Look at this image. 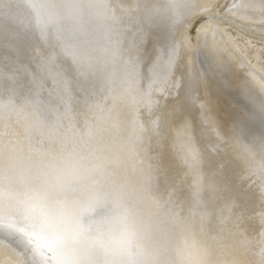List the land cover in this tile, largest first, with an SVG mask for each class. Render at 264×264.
<instances>
[{"label": "bare ground", "instance_id": "obj_1", "mask_svg": "<svg viewBox=\"0 0 264 264\" xmlns=\"http://www.w3.org/2000/svg\"><path fill=\"white\" fill-rule=\"evenodd\" d=\"M28 3L0 0V161L48 165L75 146L109 188L138 193L150 174V251L175 216L210 245L212 264H260L264 0H115L121 35L107 44L115 56L103 53L107 80L86 78L55 37L48 43ZM38 108L53 123H40ZM0 220L25 226L6 201ZM30 238L0 228V264H56L43 235Z\"/></svg>", "mask_w": 264, "mask_h": 264}, {"label": "snow or ice", "instance_id": "obj_2", "mask_svg": "<svg viewBox=\"0 0 264 264\" xmlns=\"http://www.w3.org/2000/svg\"><path fill=\"white\" fill-rule=\"evenodd\" d=\"M183 3L184 0H170L172 7ZM28 7L37 17H44L41 33L47 36V42L51 43L55 37L63 46V57L70 58L77 69H87L86 78L108 79L103 53L111 51L114 57L116 49H109L107 44L113 39L118 44L121 35L115 32L121 18L111 14L113 8L119 7L115 0H29ZM85 17L88 18L86 27ZM100 25L108 30H102ZM172 63L170 56L169 70ZM131 75L135 84V65ZM70 84L72 88L85 87L75 77ZM87 87L91 88L92 84ZM38 112L40 123H53L50 113L39 108ZM189 127L185 121L186 132ZM138 141L139 137L133 142L134 147ZM188 149L195 162L199 153L190 140ZM255 167L264 188V154ZM103 178V169L96 165L88 167L75 146L67 147V155L58 163H37L18 169L10 160L0 161V206L6 201L8 209L15 208L25 222L24 227H17L0 220V228L21 233L28 238V243H32L31 234L39 231L56 264H169L174 261L175 253L170 246L174 226H184L186 241L192 237L193 230L189 223L174 216L170 231L153 239L152 251L146 250L144 240L152 238V231L145 225V216L152 211L146 206L151 175L145 177L138 193L109 188L101 182ZM151 204L159 207L155 199ZM261 223L264 225V215ZM192 252V247L186 244L185 253ZM198 254L206 256L208 249ZM260 264H264V259Z\"/></svg>", "mask_w": 264, "mask_h": 264}, {"label": "clouds", "instance_id": "obj_3", "mask_svg": "<svg viewBox=\"0 0 264 264\" xmlns=\"http://www.w3.org/2000/svg\"><path fill=\"white\" fill-rule=\"evenodd\" d=\"M186 244L190 245L193 249L191 255L185 253ZM175 253V260L169 262V264H210L208 256L211 254V247L205 241L199 239L194 233L189 240H185L184 226L177 224L173 228V239L170 245ZM146 250L150 251L148 246H145ZM207 248L208 255L201 256L199 251Z\"/></svg>", "mask_w": 264, "mask_h": 264}]
</instances>
